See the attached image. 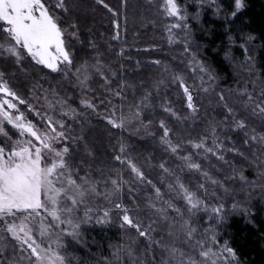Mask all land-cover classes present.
Segmentation results:
<instances>
[{
  "label": "snow or ice",
  "instance_id": "obj_1",
  "mask_svg": "<svg viewBox=\"0 0 264 264\" xmlns=\"http://www.w3.org/2000/svg\"><path fill=\"white\" fill-rule=\"evenodd\" d=\"M94 3L119 15L107 0ZM206 5L225 21V59L234 61L232 48L238 46L244 59L237 66L246 67L255 79L245 80L244 87L216 93L223 119L208 118L198 137L174 140L168 122L157 121L165 153L181 162L177 166L181 171L186 167L202 176L193 189L166 160L159 163L160 182L153 180L125 139V132L152 127L145 110L155 111L153 92L159 95L160 85L167 86L165 80L153 81L151 90L145 88L142 95L129 100V90L134 94L136 85L122 78L117 70L122 65L105 63V52L95 38L85 39L94 34L91 28L85 31L78 0H0V63L11 69L0 67V264H71L68 238L81 240L84 224L103 228L116 220L121 229L136 233L135 238L115 247L117 261L123 254L133 264H246L232 240L221 242L220 228L229 207L225 198L233 189L214 177L210 166L213 159L228 166L229 155L250 162L257 170L255 180L235 167L234 160L230 179L238 176L247 185L249 197L256 188L264 193V75L254 58L257 40L264 49V28L249 30V22L241 19L247 0H156V11L172 21L165 25L168 43L179 42L184 55L177 67L160 59L153 63L162 66L175 86L173 91L183 97L179 103L189 117L197 118L202 107L197 97L214 91L218 79L193 50L199 45L192 38L189 20H199ZM192 7L195 12L189 10ZM112 24L116 29L112 39H119L120 21L113 19ZM111 51L109 45V55ZM119 52L123 56L124 48ZM18 73L31 78L26 94L18 91ZM58 76L68 85L74 82L78 99H71L72 93L59 82L52 84ZM97 80L101 83L94 87ZM233 96L235 100H230ZM159 107L176 121L186 119L169 99H162ZM89 116L110 130L109 139L115 141L109 145L111 158L118 165L95 175L84 159L75 162L80 155L75 150L81 145L88 156L94 155L85 139V128L92 123ZM77 129L79 135H73ZM169 176L173 179L168 180ZM209 184L222 189L223 195L209 193ZM230 207L254 223L247 200L232 199ZM201 210L206 223H194ZM140 243L143 247L137 248ZM105 264H111L107 257Z\"/></svg>",
  "mask_w": 264,
  "mask_h": 264
},
{
  "label": "trees",
  "instance_id": "obj_2",
  "mask_svg": "<svg viewBox=\"0 0 264 264\" xmlns=\"http://www.w3.org/2000/svg\"><path fill=\"white\" fill-rule=\"evenodd\" d=\"M80 3V19L85 26V31L88 28L92 29L94 37H87L86 40L95 38L101 47V51L105 52V63L111 64L113 67L122 65L118 68L122 78L127 79L131 84L136 85L135 95L145 88L151 90L153 81L165 79L169 77L163 72L162 66H156L152 62H147L145 58L151 60L160 59L172 67H177L181 63V57L184 54H177L183 51L182 45L177 42L166 46L168 42V33L165 31V25L172 23L171 20L165 19L156 11V0H107L113 8L117 9L119 13L116 19L120 21V31H124V41L112 39L113 27L112 20L114 15L94 3V0H78ZM248 8L244 13L242 20L249 22V30L259 32L264 28V0H247ZM195 12V7L189 9ZM126 17V19H125ZM189 23L192 28V38L199 47H193L197 51L201 59H205L208 64L214 69L215 74L218 76L215 82L214 91H209L207 94H202L197 97V103L201 107V117L193 121L188 112L184 110V106L179 103L183 99L177 91H173L174 85H171L170 80L167 86L160 85V94L156 95L153 92L152 105L155 108L146 109V118L153 121L152 129L156 132V137L162 135L157 121L165 119L169 127L174 130L173 139H187L189 137L195 138L203 134L205 131L206 121L208 118H215L222 120L223 107L218 103L216 93L221 89L227 91L228 89H235L237 86L244 87L245 80H252L255 77H250L245 68H239L238 62L244 59L243 51L235 46L232 48L235 60H228L224 57V51L227 48V38L224 34L225 21L213 14V7L206 5L201 12L199 20L190 19ZM232 25L233 29L239 26ZM178 35L180 33H177ZM133 43V46L131 45ZM111 45V54H108V48ZM260 41L255 42V56L257 61L256 68L264 75V49L259 47ZM124 48L123 56H120V48ZM144 48L145 52L140 51ZM170 52L174 56V61L171 62L163 57V52ZM175 52V53H174ZM91 55L92 53L81 52L80 55ZM79 58V57H78ZM139 61V64L136 63ZM0 67H5L7 71L11 72L4 64L0 63ZM31 71V69H30ZM207 80V77H205ZM59 81L58 77L52 80L55 85ZM119 82V81H118ZM239 82V83H238ZM31 78L17 74L16 84L20 85L18 91L25 93L31 86ZM101 81L97 80L94 87H98ZM198 83V81H197ZM44 87H49L45 83ZM251 87V84H248ZM68 91V90H67ZM70 92V91H68ZM71 93V92H70ZM132 90H129V96ZM169 99L173 102L174 106L181 111V115L186 119L183 121H176L174 117L166 115L159 105L162 99ZM235 100V96L229 98ZM91 126L85 128V139L88 146L93 150L94 155L88 156L84 152V147L81 145L75 151L80 153L76 157V163L84 159L85 165H91L95 175L96 168L110 169L118 167L114 164L111 158L110 143L114 140L109 139L110 130L105 127L103 123L93 120L90 116ZM80 121L78 120V124ZM259 131L260 129L257 128ZM73 135H79V129ZM118 135V134H116ZM231 135H234L231 133ZM155 139V138H154ZM157 140V139H156ZM155 140H133L129 145L131 154L144 164L146 172L150 175H155V162H159L163 156L157 153V148H153ZM153 150H152V149ZM162 148V147H161ZM160 148V149H161ZM152 153V154H151ZM236 161L235 167L243 168L244 174L248 179H256L257 174L254 167L248 165L245 161L238 157H232ZM232 160V159H230ZM214 165V164H212ZM222 165V164H221ZM247 166V167H246ZM212 167V166H211ZM246 167V168H245ZM231 165L220 166L218 170H211L214 177L225 180L233 192L230 194V202L232 199L245 200L249 199L246 189L240 183L231 182ZM215 171V172H214ZM152 178V177H151ZM217 191L222 194V189L217 188ZM260 202L252 203L251 208L253 215L250 217L254 223H249L245 214L236 211L234 214L227 213V220L223 227H221V242L223 239H230L233 246H236L242 253L241 259L246 261V264H264V204ZM207 216L203 215L201 223L205 224ZM133 234L131 231H125L113 223L111 225L101 228L98 225H87L81 228L82 239L76 243L67 241V251L71 254V264H105V258L112 261V251L116 246H122L127 243L126 241Z\"/></svg>",
  "mask_w": 264,
  "mask_h": 264
},
{
  "label": "rangeland",
  "instance_id": "obj_3",
  "mask_svg": "<svg viewBox=\"0 0 264 264\" xmlns=\"http://www.w3.org/2000/svg\"><path fill=\"white\" fill-rule=\"evenodd\" d=\"M148 1H155V0H148ZM114 15V19H116V15L115 14H113ZM112 27H113V35L112 36H114V34H115V31H116V29H115V26L112 24ZM120 31V30H119ZM124 31L122 30V31H120V37H119V39H115V40H119V41H124V33H123ZM167 39H168V36H167ZM121 41V42H122ZM166 44V46H170L171 44H169L168 42L167 43H165ZM132 46H133V43L131 44ZM140 51H143L144 53H146L145 52V50H144V48H142V49H140ZM180 52H181V54H183V51H179V52H177V54H180ZM175 53V52H174ZM180 54V55H181ZM163 57L165 58V59H167V60H170L171 62H173L174 61V56H171V53L170 52H163ZM145 60H147V62H145V63H147L148 64V62L150 63V62H152L153 63V61L155 60H151L150 58H145ZM154 64V63H153ZM58 79H59V83L61 84V85H63L64 87H66L67 88V90L68 91H70L71 93H72V97H71V99H73V100H75V99H78L79 98V96H80V93H79V91L77 90V91H75V92H73V87H74V82H73V85H68V83L66 82V81H63L59 76H58ZM166 82H167V85L168 84H170L169 83V79L168 78H165L164 79ZM156 93V92H155ZM63 94V93H62ZM143 94V91H140L139 92V94L138 95H135V93L133 94V93H131L130 94V96H129V100H132V99H134V98H138L140 95H142ZM156 95H158L157 93H156ZM77 107H79V105H77ZM202 115H201V113H200V115L198 116V117H201ZM91 117V116H90ZM198 117L197 118H195V119H192L191 117V119L193 120V121H195L196 119H197V121H199V119H198ZM93 120H96V121H98V118H95V117H91ZM76 124H78V121H76L75 122ZM153 133H155V139L153 138ZM230 135H231V133H229ZM124 135H125V139L127 140V142H128V144H131L132 143V141L133 140H138V141H140V140H146V139H152V140H155V144H153V148H157V149H159V150H157V153H161L163 156L161 157L162 159H164V160H166V161H168V166L170 167V168H172L174 171H176L177 172V174L178 175H180L181 176V178L184 180V182L186 183V184H188L189 186H191L193 189H195L196 188V186H197V183L198 182H202V180H203V178H202V176L199 174V173H195V172H190L186 167L183 169V171H181L177 166L178 165H180V161L176 158V157H174L173 155H171V154H168V153H165V151H164V149L163 148H161V145H160V142H159V138L158 137H156V132L154 131V129H152V127L151 128H149L147 131H145V130H143V129H141V130H139V131H134V132H125L124 133ZM221 135H223L222 133H221ZM157 139V140H156ZM115 142V141H114ZM161 148V149H160ZM152 149V148H151ZM153 150V149H152ZM188 150H191V149H188ZM152 154V153H151ZM235 155H229V157H228V160H229V165H231V161H233V158L232 157H234ZM230 159H232V160H230ZM202 164H205V166L206 167H208V165H207V163H206V161H204V160H201L200 161ZM159 163H160V161L159 162H155V166H156V170H155V175H153V174H151V177H152V179L153 180H155V181H157L158 183L160 182V180H161V176H162V172H161V170L159 169ZM212 164H214V165H212ZM224 165L222 162L221 163H217L214 159L212 160V163H211V166H210V169H212V170H218V169H220V166H222V165ZM248 165H250V162H248L247 163ZM231 167H232V165H231ZM247 167V166H246ZM245 167V168H246ZM109 169H104V168H96L95 169V174L97 173V172H101V171H103V172H107ZM214 171V172H215ZM254 171L256 172V174H257V170H256V168L254 167ZM257 176V175H256ZM231 177H232V174H231ZM167 179L168 180H172L173 178L172 177H167ZM249 180H255V179H249ZM231 182H232V184H234L235 185V182H236V184L237 183H240V185H243V187L246 189V191H247V193H248V187H247V185H245V184H243L239 179H238V176H237V178H234V179H231ZM209 193H211L212 191H217V188L216 189H214L210 184H209ZM165 191H167V189L165 188ZM218 192V191H217ZM221 195H223V190H222V194ZM167 198V197H166ZM174 199H176L177 200V202L179 203V198L178 197H173ZM239 200V199H238ZM245 200H247L248 201V208H249V210L252 212L253 210H252V208H251V205H252V203H255V202H260L261 204L260 205H263L264 204V193H262L261 192V190L259 189V188H256V189H254L253 191H252V194H251V197H249V199H245ZM225 201H226V203H227V205L229 206L228 207V210H227V213H229V214H234L235 212H233L232 210H231V207H230V205H231V203H229L230 202V195L228 196V197H226L225 198ZM140 202H141V204H142V207H143V197H140ZM213 203H215V201L213 200L212 201ZM251 204V205H250ZM180 206L181 207H183V205L182 204H180ZM253 213V212H252ZM142 215H144V213H141ZM81 215H82V212H81ZM203 215H205L204 213H203V210H201V212L200 213H198L197 214V220L196 221H194V223H200V224H202L200 221H201V219H202V217H203ZM116 225L119 227V221L118 220H116ZM87 225H89V224H84L83 226H87ZM82 226V227H83ZM133 234H131L130 235V237H132V238H135V236H136V233H135V231H131ZM220 233H221V228H220ZM67 241H72L73 243H76L77 244V242H78V240H73V239H71V238H68L65 242H66V244H67ZM126 242H128V240L126 241ZM136 247L137 248H142L143 247V243H140V244H138V245H136ZM112 254V261L110 260V262H111V264H133V260H131V259H129V260H125V258H124V256H123V254L121 255V257H120V260L119 261H117L116 260V258H115V256H114V252L112 251L111 252ZM157 258L159 259L160 258V253L158 252L157 253Z\"/></svg>",
  "mask_w": 264,
  "mask_h": 264
}]
</instances>
